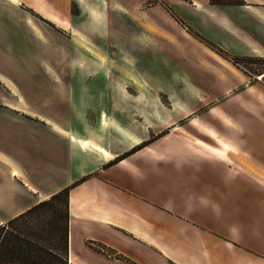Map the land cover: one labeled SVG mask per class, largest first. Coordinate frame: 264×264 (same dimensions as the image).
Instances as JSON below:
<instances>
[{"label": "crops", "instance_id": "0c3cea01", "mask_svg": "<svg viewBox=\"0 0 264 264\" xmlns=\"http://www.w3.org/2000/svg\"><path fill=\"white\" fill-rule=\"evenodd\" d=\"M43 1L55 6L57 12L51 14L64 16L56 9L58 1ZM73 1L80 10L72 14V29L83 33L82 21L107 26L111 0ZM142 1L128 0L136 5ZM245 2L167 0L182 20L197 26L200 18L198 28L208 41L238 58L264 59V0ZM127 15L146 27L143 12ZM149 16L148 21L162 20ZM163 18L178 24L183 37L186 29L171 13L163 12ZM16 29L26 31L21 24ZM164 37L176 47V34L165 30ZM99 79L73 82V99L88 101L90 115L79 116V124L65 129L64 136L44 127L24 135V157L34 170L26 171L27 181L16 172L0 180V224L74 184L69 191V264H264V128L255 123L256 118L247 111L236 114L255 126L242 142L248 143L247 169L236 173V160L220 156L225 151L210 145L205 133L193 125L156 137L160 111L150 103L159 97L155 80ZM41 83L31 82L29 89L34 91L32 86ZM251 88L236 93L246 108L253 104ZM18 136L16 132V143L22 141ZM224 137L235 147L234 137ZM207 150L222 159L202 157ZM14 154L21 157L19 150ZM65 156L67 167L60 178L54 175L55 168ZM29 185L33 192L27 190ZM99 246L110 253L98 250Z\"/></svg>", "mask_w": 264, "mask_h": 264}, {"label": "rangeland", "instance_id": "374dc122", "mask_svg": "<svg viewBox=\"0 0 264 264\" xmlns=\"http://www.w3.org/2000/svg\"><path fill=\"white\" fill-rule=\"evenodd\" d=\"M46 1H58L56 9L64 12V16L58 14L62 19L51 14L57 12L55 6H48L43 0H0V73L6 78L5 81L0 77V180L8 172L26 179V171L34 170L24 157L26 133L44 127L62 137L65 129L79 124V116L90 115L88 101L73 99V82L83 84L91 78L107 77H118L123 83L139 77L155 80L159 83L155 91L159 97L150 103L160 111V132L156 137L193 125L205 133L210 145L225 151L220 156L236 160V173L247 169L250 156L244 148L248 143L242 142L251 131L255 132V126H249L236 114L247 111L264 128L263 58L244 57L236 63V55L200 33V18L197 26L182 20L167 0H143L138 5L128 0H111L107 26L82 21L79 24L83 33L71 27L72 14L80 10L73 0ZM158 4L160 9L155 8ZM136 11L146 15L142 22L146 27L130 20L127 13ZM167 11L182 21L176 19L186 29L183 37L177 31L178 24L171 25L169 19L163 18V12ZM147 14H155L162 20L148 21L151 17L147 18ZM27 16L32 18L31 27ZM20 24L26 31L16 29ZM165 30L177 35L176 47L167 44ZM94 32L103 35L90 36ZM139 47L144 49L138 51ZM37 80L43 83L32 86L31 91L30 83ZM249 86L253 104L246 108L242 98L236 99V93ZM201 118L207 122H201ZM214 124L231 132L224 134ZM16 132L21 142L16 143ZM224 135L235 138V147ZM16 150L21 152L20 158L15 156ZM203 156L221 158L208 150ZM66 167V156L59 158L55 168L58 174L54 175L62 178L61 172ZM26 188L33 192L30 185ZM97 256L101 263L105 262V258Z\"/></svg>", "mask_w": 264, "mask_h": 264}, {"label": "trees", "instance_id": "16d2710c", "mask_svg": "<svg viewBox=\"0 0 264 264\" xmlns=\"http://www.w3.org/2000/svg\"><path fill=\"white\" fill-rule=\"evenodd\" d=\"M210 1L213 4L246 3L245 0ZM174 16L180 20L176 14ZM238 59L236 57V63ZM71 187L61 189L0 224V264H69ZM99 247L100 251L110 253L105 246Z\"/></svg>", "mask_w": 264, "mask_h": 264}, {"label": "bare ground", "instance_id": "6f19581e", "mask_svg": "<svg viewBox=\"0 0 264 264\" xmlns=\"http://www.w3.org/2000/svg\"><path fill=\"white\" fill-rule=\"evenodd\" d=\"M0 77L2 78V80H5L6 81V78L3 75L0 74Z\"/></svg>", "mask_w": 264, "mask_h": 264}]
</instances>
